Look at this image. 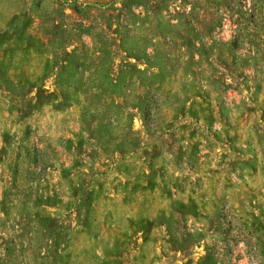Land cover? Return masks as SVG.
Segmentation results:
<instances>
[{"label": "rangeland", "instance_id": "374dc122", "mask_svg": "<svg viewBox=\"0 0 264 264\" xmlns=\"http://www.w3.org/2000/svg\"><path fill=\"white\" fill-rule=\"evenodd\" d=\"M0 264H264V0H0Z\"/></svg>", "mask_w": 264, "mask_h": 264}]
</instances>
